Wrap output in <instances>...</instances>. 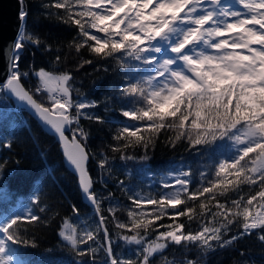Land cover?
<instances>
[{
	"label": "snow or ice",
	"instance_id": "1",
	"mask_svg": "<svg viewBox=\"0 0 264 264\" xmlns=\"http://www.w3.org/2000/svg\"><path fill=\"white\" fill-rule=\"evenodd\" d=\"M17 3L0 96L21 102L55 138L92 217L34 183L22 212L0 216V264H27L19 248L36 247L37 231L54 224L78 264H207L210 255L246 238L264 245V0ZM32 4L39 18L72 30L71 39L49 42L30 29ZM30 48L50 54L47 67L25 64ZM113 65L126 80L103 100L90 99L77 79L81 71ZM132 68L144 72L133 76ZM101 107L118 112L119 123ZM96 125H109L111 135L92 151ZM15 140L14 132L0 135V148L11 150ZM159 142L208 158L221 147L227 151L195 171L169 173L157 193L141 194L116 178L117 196L109 188L113 162H146ZM9 163L0 160V198L8 196ZM114 235L134 246L132 255H117ZM170 249L181 252L178 261L168 259Z\"/></svg>",
	"mask_w": 264,
	"mask_h": 264
},
{
	"label": "trees",
	"instance_id": "2",
	"mask_svg": "<svg viewBox=\"0 0 264 264\" xmlns=\"http://www.w3.org/2000/svg\"><path fill=\"white\" fill-rule=\"evenodd\" d=\"M39 12L40 9L32 4L28 26L44 36L49 42L68 41L74 35L72 30L61 24L39 18ZM31 53H35V56H32ZM50 58V54L44 53L42 49L30 48L25 55V64L34 60L37 67H47ZM114 67V65L111 66L109 71L105 72L103 69L96 71L93 67L87 66L86 70L81 71L77 79L83 81V91L90 99L103 100L106 94L112 92L117 85L126 80V77L122 75L124 70L113 71ZM128 71L135 76L143 74L144 69L132 68ZM100 111L113 124L119 123L118 112H104L103 107ZM9 132L15 133L16 140L11 150L0 148V160L8 159L10 161L3 177V184L8 196L0 198V216L22 212L21 204L27 203L32 194L34 183L39 185L40 182H43L46 192H50L57 198L67 197L70 203L78 204L85 218L92 217V210L81 199L75 178L67 170L55 138L46 134L35 120L12 101L0 96V135H6ZM110 135L109 125L92 126L91 150L96 151L104 148L110 141ZM41 149L46 150L45 158H41ZM226 151V147H221L211 152V158H208L185 151L180 146L172 149L165 143L159 142L157 147L149 152L150 159L146 162L139 159L127 162L116 159L113 162L109 188L117 196H120L115 184L116 178H119L141 194L157 193L162 190L160 188L161 179L169 173L176 172L179 166H183L185 169L191 166L195 171L207 163H212ZM109 155L119 154L109 153ZM136 155L139 157L143 153L137 150ZM17 160L19 164L15 163ZM51 170H55L53 176L49 175ZM92 171L95 175L94 163ZM120 198L123 204L128 203L124 197ZM62 214H67L66 210H63ZM120 215L123 219L125 214L122 212ZM113 231L115 232L114 229ZM36 237V247L21 246L19 248L21 258L27 264H78V258L65 247L57 235L55 224L38 230ZM113 239L117 244V255H132L131 249L134 246L117 241L115 235ZM241 250L246 254L244 257L239 256ZM166 256L169 260L175 258L178 261L181 258V252L178 249L175 251L170 249ZM241 259L248 260L250 264H264V245L259 243L255 236L246 238L240 241L235 249L218 251L210 255L207 264H237V261Z\"/></svg>",
	"mask_w": 264,
	"mask_h": 264
},
{
	"label": "water",
	"instance_id": "3",
	"mask_svg": "<svg viewBox=\"0 0 264 264\" xmlns=\"http://www.w3.org/2000/svg\"><path fill=\"white\" fill-rule=\"evenodd\" d=\"M18 10L19 5L17 3V0H0V76L4 74L3 68L6 65V54L8 48L11 45V42L16 36L18 26ZM9 100L12 101L19 109L25 111L33 120L36 121V119L32 116L30 110L24 107L21 102L15 100V98H11ZM43 131L49 136H52L47 131ZM67 170L71 173L70 169L67 168ZM83 202L86 206L91 208L86 200H83Z\"/></svg>",
	"mask_w": 264,
	"mask_h": 264
},
{
	"label": "rangeland",
	"instance_id": "4",
	"mask_svg": "<svg viewBox=\"0 0 264 264\" xmlns=\"http://www.w3.org/2000/svg\"><path fill=\"white\" fill-rule=\"evenodd\" d=\"M226 2H228V0H226ZM181 167H183V166H179L178 169H177V171L180 170ZM183 168H184V167H183ZM163 178H169V179H170L169 175H166V176H164ZM163 178H162V179H163ZM162 179H161V180H162Z\"/></svg>",
	"mask_w": 264,
	"mask_h": 264
}]
</instances>
